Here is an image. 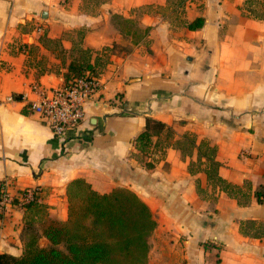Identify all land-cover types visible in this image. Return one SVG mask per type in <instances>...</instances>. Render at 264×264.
Masks as SVG:
<instances>
[{
    "label": "crops",
    "instance_id": "1",
    "mask_svg": "<svg viewBox=\"0 0 264 264\" xmlns=\"http://www.w3.org/2000/svg\"><path fill=\"white\" fill-rule=\"evenodd\" d=\"M83 51L100 98L62 139L28 103ZM147 118L173 133L144 154ZM76 178L149 205L148 264H264V0H0V182L46 206L0 213V252L22 254L26 215L67 220Z\"/></svg>",
    "mask_w": 264,
    "mask_h": 264
},
{
    "label": "trees",
    "instance_id": "2",
    "mask_svg": "<svg viewBox=\"0 0 264 264\" xmlns=\"http://www.w3.org/2000/svg\"><path fill=\"white\" fill-rule=\"evenodd\" d=\"M204 20L196 18L190 29H200ZM92 65L83 51L82 59L69 64L66 80L91 72ZM67 81V82H68ZM172 128L161 121L147 118L146 128L136 138V147L144 152L154 135H172ZM214 154V151H212ZM219 163L210 159L208 179L214 180L231 194L241 187L218 175ZM36 199L39 197L37 190ZM67 220L41 219L35 215L45 205L34 201L26 206L33 216L26 215L23 230L24 249L14 255L0 252V264H148L150 236L157 221L149 205L133 190L118 186L99 192L84 178L72 180L67 187ZM259 202L264 200V185L255 191ZM42 239L47 242L42 244Z\"/></svg>",
    "mask_w": 264,
    "mask_h": 264
},
{
    "label": "built area",
    "instance_id": "3",
    "mask_svg": "<svg viewBox=\"0 0 264 264\" xmlns=\"http://www.w3.org/2000/svg\"><path fill=\"white\" fill-rule=\"evenodd\" d=\"M38 32H43L41 25ZM35 96L28 107L50 127L59 138L65 139L71 130L77 131L86 116V106L90 101L100 98L101 84L92 73L86 72L61 86L34 85ZM245 155V152L241 153ZM33 188L23 190L17 196L7 190L6 182H0V213L7 212L12 206L26 207L39 201Z\"/></svg>",
    "mask_w": 264,
    "mask_h": 264
},
{
    "label": "rangeland",
    "instance_id": "4",
    "mask_svg": "<svg viewBox=\"0 0 264 264\" xmlns=\"http://www.w3.org/2000/svg\"><path fill=\"white\" fill-rule=\"evenodd\" d=\"M151 150V145L148 147V148H146V151H144L143 153L144 154H148V152Z\"/></svg>",
    "mask_w": 264,
    "mask_h": 264
}]
</instances>
